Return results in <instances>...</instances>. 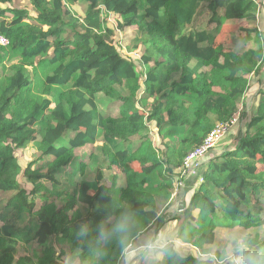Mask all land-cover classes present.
<instances>
[{
    "label": "trees",
    "instance_id": "16d2710c",
    "mask_svg": "<svg viewBox=\"0 0 264 264\" xmlns=\"http://www.w3.org/2000/svg\"><path fill=\"white\" fill-rule=\"evenodd\" d=\"M27 1L31 12L0 0V35L9 43L0 46V264H120L150 232L168 244L164 261L153 264H201L181 243L212 246L217 228L264 227V91L263 111L252 114L233 149L202 163L196 188L188 181L199 169L191 176L184 167L208 135L201 127L238 115L262 83L254 0ZM110 18L118 19L113 27ZM233 24L243 35L225 47ZM125 28L138 33L132 49L142 48V69L114 42ZM208 70L220 73L219 91ZM25 93L31 106L9 120ZM98 141L109 156L85 153ZM29 145L36 158L24 165ZM118 176L125 185L109 186ZM180 183L189 208L171 217ZM251 237V248L264 247V238ZM56 247L68 249L67 262ZM24 248L30 254L16 259Z\"/></svg>",
    "mask_w": 264,
    "mask_h": 264
},
{
    "label": "rangeland",
    "instance_id": "374dc122",
    "mask_svg": "<svg viewBox=\"0 0 264 264\" xmlns=\"http://www.w3.org/2000/svg\"><path fill=\"white\" fill-rule=\"evenodd\" d=\"M243 2H244V0H237L238 4H242ZM254 2H255L257 7L255 6L252 8L255 9V12H258V14H259V21L256 24L255 28L258 29V31L263 35V38H264V0H254ZM11 7L16 8V9H21V10L22 9L27 10L28 12H31V10H32V7L29 5L27 0H13ZM139 8H140V12H142L143 9L145 8V6L143 5V3L141 1H140ZM205 18H206V15H204L202 17V21H204ZM117 20L118 19H111L110 18L108 20L106 26L107 27H113L114 23ZM106 26L104 25V27H106ZM238 27H239L238 24H233V25L229 26L230 29L228 30V33L233 32L234 36H231V35H229L228 37L226 36V40L224 43L225 47H228L231 45L230 46V48H231L233 46V44H235L234 43L235 40H239V37H241V35H243V33H239ZM115 33H116V35L114 38V42L116 43V46L120 51V54L124 57L132 58V60L136 64L137 68L142 69L141 62H140L142 48L136 49V50L132 49V46L135 43L134 41L139 37L138 33L135 32L133 29H130V28H125L122 31L116 30ZM253 45H255V43H253ZM247 46H249V45H247ZM19 58L17 60H14L13 64L18 63L20 61ZM207 77L209 78V80L214 85V89L216 91H219L221 89L220 82H219L220 81V73L216 70H208L207 71ZM261 82L262 83L260 86H258L257 88H253L252 90L248 91L247 94L244 96L243 100L241 101V104H238L237 111H236V113L239 115L238 123H236L235 125H233L232 127L229 128L227 134L202 159L201 163L207 162L210 159H212L213 157L220 155L222 153V151L233 149V147L235 146V138H236L237 134L239 133V131L243 132L244 125L252 117V114L254 112H262L263 111V108H262L261 102H260V95L258 93L260 91H264V71H263V78L261 79ZM140 90H141V87H140V89L138 87H135L132 90V92L134 94H139ZM31 104L32 103L29 100L28 94H26V93L23 94L20 97V99L16 103H14V105L9 110V113H8L9 120H18V119L23 118L27 109L31 106ZM100 105L102 106V103H100ZM245 107H247L246 113H244ZM109 110H113L112 113H113L114 117L119 115L120 111L118 110L116 105H110ZM107 114H108V110H107ZM211 119L212 120L209 124H204L201 127L202 131L209 133L215 127H217L220 124H222L223 122H225L221 117L220 118L212 117ZM229 120L230 119H228L226 121H229ZM176 149L178 152L180 151V146L178 144L176 145ZM84 151H85V153H89L90 151H92L96 155L109 156L108 147L105 144H103L101 141H98L94 147H89V148L87 147ZM34 152H36L34 147L29 145L27 147V150H25L21 154V159H22L24 165L28 164L29 162L33 161L36 158V155ZM36 167H38V166H36ZM137 169L138 168H136V170ZM90 172L91 171L86 169V176H88V178H91ZM20 181L22 183H24L25 179L23 177H20ZM107 183L110 184L109 186H111V187H120V186L125 185L126 179L123 176H118V177H115L111 183L109 181H107ZM197 186L198 185L195 184V186L193 188H196ZM44 190L45 191L48 190L44 185L39 187L40 193H43V194L46 193V192H44ZM172 191H173V189H172ZM191 191H192V189H191ZM180 194H183V191L180 190V186L178 185V190L174 189V191H173L174 200L172 201L171 205L169 206L170 213L168 215H171V217H172V215H177V214H178V216L181 217L184 215L183 213L189 208L188 204H187V197L185 199H184V197H182L180 199V197H179ZM63 201L65 203H68L69 207H71L73 205V203H71V201L68 198L64 197ZM197 213H198L197 209L192 210V215L194 217H196ZM135 218L138 222L145 223L144 219L141 216L135 215ZM145 229H146V227H145ZM215 236H216V240L212 246L204 245L201 240L196 239L195 244H191V243L184 241L183 242L184 244L181 243V248L183 249L184 252H191L195 257H201V253L208 251L212 248L222 247L223 244L227 241V239L232 238V237H242L245 239V237H251L252 236L251 238H253L254 241H259V240L261 241L264 238V227H262L261 229H254V230H250V231H242L240 229L227 230L224 228H217L215 230ZM142 238L145 240H148V239L151 240L152 232L145 233L144 236H142ZM55 251H56L55 256H59L58 261L65 263L69 260L70 255H69L67 248L62 250L61 247H56ZM29 254H30L29 249L24 248V251L19 252L16 259H20L23 256L29 255ZM217 255H219V252H217ZM157 261H164V255L162 253H146L141 246L140 240H138L136 245L133 246L126 253V255L124 256V258L120 264H153Z\"/></svg>",
    "mask_w": 264,
    "mask_h": 264
},
{
    "label": "clouds",
    "instance_id": "9594fccd",
    "mask_svg": "<svg viewBox=\"0 0 264 264\" xmlns=\"http://www.w3.org/2000/svg\"><path fill=\"white\" fill-rule=\"evenodd\" d=\"M167 247V241L162 237L142 245L146 253H162ZM201 264H264V247L254 249L244 238L232 237L222 247L201 253Z\"/></svg>",
    "mask_w": 264,
    "mask_h": 264
},
{
    "label": "built area",
    "instance_id": "2783aa9c",
    "mask_svg": "<svg viewBox=\"0 0 264 264\" xmlns=\"http://www.w3.org/2000/svg\"><path fill=\"white\" fill-rule=\"evenodd\" d=\"M8 41L0 35V46L6 47L8 45ZM239 121V115H236L232 117L229 121H225L219 126L215 127L212 131L208 133L206 138L203 141V144L196 149L194 152H192L185 160L184 167L189 168L191 172V176H194L197 169H199L195 177L192 180H189L190 185L192 188L195 186V184H200V170L202 169V159L215 147V145L227 134L230 127L238 123ZM230 122V123H229ZM185 168V172L188 171V169ZM180 190L184 191V188L186 187L185 184H179ZM178 190V187L176 188Z\"/></svg>",
    "mask_w": 264,
    "mask_h": 264
},
{
    "label": "crops",
    "instance_id": "0c3cea01",
    "mask_svg": "<svg viewBox=\"0 0 264 264\" xmlns=\"http://www.w3.org/2000/svg\"><path fill=\"white\" fill-rule=\"evenodd\" d=\"M126 255V254H125Z\"/></svg>",
    "mask_w": 264,
    "mask_h": 264
}]
</instances>
